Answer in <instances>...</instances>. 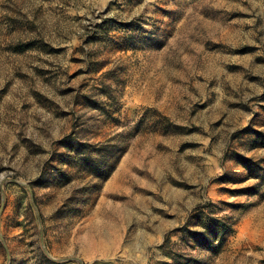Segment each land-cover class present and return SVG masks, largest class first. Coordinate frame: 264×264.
Instances as JSON below:
<instances>
[{
    "label": "rangeland",
    "instance_id": "374dc122",
    "mask_svg": "<svg viewBox=\"0 0 264 264\" xmlns=\"http://www.w3.org/2000/svg\"><path fill=\"white\" fill-rule=\"evenodd\" d=\"M0 264H264V0H0Z\"/></svg>",
    "mask_w": 264,
    "mask_h": 264
}]
</instances>
